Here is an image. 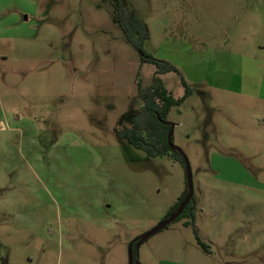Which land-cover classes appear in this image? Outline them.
I'll return each mask as SVG.
<instances>
[{
    "label": "rangeland",
    "instance_id": "374dc122",
    "mask_svg": "<svg viewBox=\"0 0 264 264\" xmlns=\"http://www.w3.org/2000/svg\"><path fill=\"white\" fill-rule=\"evenodd\" d=\"M125 1L147 26L143 51L191 89L165 118L195 202L132 245L134 264H264V0ZM112 10L0 0V264H128L185 190L176 155L115 135L155 66ZM161 78L184 93L176 73Z\"/></svg>",
    "mask_w": 264,
    "mask_h": 264
},
{
    "label": "trees",
    "instance_id": "16d2710c",
    "mask_svg": "<svg viewBox=\"0 0 264 264\" xmlns=\"http://www.w3.org/2000/svg\"><path fill=\"white\" fill-rule=\"evenodd\" d=\"M111 1L113 2L112 19L120 28L128 44L142 52V56L140 57L142 63H150L155 66L151 85L147 88H142L138 83V96L142 102L139 111L128 126H125L123 129H115V135L118 139L125 140L131 146L142 150L148 156L157 157L172 153L182 161L179 153L170 150L168 147L167 133L169 126L162 124L157 119L156 114L159 115L160 119L164 120L170 107L180 105L191 94V89L174 65L167 61L159 60L143 51V42L148 38L147 26L130 10L126 1ZM166 72H174L180 77L181 84L184 87V93L180 97H174L164 85L161 75ZM186 193L187 187L185 186L183 194L171 208L170 212L176 209ZM194 204L195 202L192 198L178 218L183 216L186 211L191 214ZM198 244L204 252H209L208 245L200 239H198Z\"/></svg>",
    "mask_w": 264,
    "mask_h": 264
},
{
    "label": "water",
    "instance_id": "95a60500",
    "mask_svg": "<svg viewBox=\"0 0 264 264\" xmlns=\"http://www.w3.org/2000/svg\"><path fill=\"white\" fill-rule=\"evenodd\" d=\"M156 117L158 120H160V122L162 124L169 126V131L167 133V144H168V147L170 148V150L177 151L182 158L184 170H185V181H186L187 193H186L185 197L183 198V200L178 204V206L176 207V209L174 211L170 212L168 214V216L165 217L155 227H153L152 229H150L149 231H147L146 233H144L143 235H141L139 238L132 241L128 245V264H133L132 244L135 242L136 248L139 247V245L145 239H147L148 237L155 234L156 232H158L159 230H161L162 228L167 226L169 223H171L172 221L177 219L179 217V215L183 212L186 205L191 201L192 194H193L192 176H191V168H190L189 161H188L186 155L183 153V151L177 145L173 144V142H172V134H173L174 124L172 122H169V121L161 120L158 114H156Z\"/></svg>",
    "mask_w": 264,
    "mask_h": 264
},
{
    "label": "flooded vegetation",
    "instance_id": "af4514ba",
    "mask_svg": "<svg viewBox=\"0 0 264 264\" xmlns=\"http://www.w3.org/2000/svg\"><path fill=\"white\" fill-rule=\"evenodd\" d=\"M139 52H140V51H139ZM141 56H142V52H140V57H141ZM179 97H180V96H179ZM137 112H138V111H137ZM137 112H136V113H137ZM136 113L133 114V117H135ZM133 117H132V119H133ZM165 117H166V116H165ZM161 120H162V119H161ZM164 120L166 121V118H165ZM131 121H132V120H131ZM131 121H130V122H131ZM159 121H160V120H159ZM167 126H168V125H167ZM186 206H187V205H186ZM134 244H135V243H133L132 245H134Z\"/></svg>",
    "mask_w": 264,
    "mask_h": 264
}]
</instances>
